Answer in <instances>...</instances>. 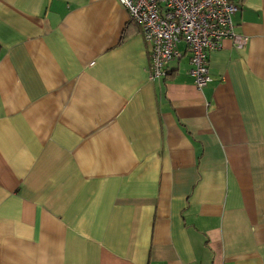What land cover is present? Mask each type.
<instances>
[{"label": "crops", "instance_id": "1", "mask_svg": "<svg viewBox=\"0 0 264 264\" xmlns=\"http://www.w3.org/2000/svg\"><path fill=\"white\" fill-rule=\"evenodd\" d=\"M232 1L198 89L117 0H0V264H264V0Z\"/></svg>", "mask_w": 264, "mask_h": 264}, {"label": "built area", "instance_id": "2", "mask_svg": "<svg viewBox=\"0 0 264 264\" xmlns=\"http://www.w3.org/2000/svg\"><path fill=\"white\" fill-rule=\"evenodd\" d=\"M141 30L149 48V79L163 78L166 63L181 55L183 43L189 52L188 70L194 85L201 89L211 81L209 55L229 39L237 48L247 37L235 31L232 0H117Z\"/></svg>", "mask_w": 264, "mask_h": 264}]
</instances>
